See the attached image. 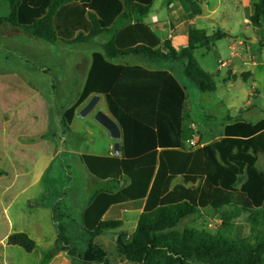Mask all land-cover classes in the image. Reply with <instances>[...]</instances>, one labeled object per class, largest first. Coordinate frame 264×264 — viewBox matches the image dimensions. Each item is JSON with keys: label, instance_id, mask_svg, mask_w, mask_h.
<instances>
[{"label": "crops", "instance_id": "obj_1", "mask_svg": "<svg viewBox=\"0 0 264 264\" xmlns=\"http://www.w3.org/2000/svg\"><path fill=\"white\" fill-rule=\"evenodd\" d=\"M197 1L201 10L199 16H194L185 0V4L183 2L179 8L176 7L177 4L170 2L167 21L163 22L154 14L151 22L145 24L150 26L161 41L169 40L171 45L175 31L180 26L187 25L182 31L185 33L181 46L183 48L187 43V30L190 26L193 27L192 23L200 20L210 21L220 12L221 5L226 0H218L211 8L207 6L208 0ZM256 1L228 0L232 3L230 13L233 9L240 11L234 23L244 24V30L251 25L250 17ZM6 14V6L0 5V15ZM172 22L175 27L171 26ZM125 25V19L115 20L110 27V34L106 35L107 40ZM232 27L228 24L226 29L232 31ZM166 28V36L161 37L159 32ZM193 28L204 30L196 26ZM18 35L31 38L8 25L0 28V38L13 39ZM93 42L95 39L90 43ZM242 43L238 41V44ZM99 48V51L91 53V62H88L84 73L85 81L93 54L102 52L100 46ZM174 62L179 64L183 72L181 61L150 63L138 57L113 61L121 66V72L111 89L103 94H92L75 107L73 114L67 118V126L65 113L78 102L85 81L72 104L62 106L55 104L48 90L45 94L43 90L34 88L30 81L10 79L9 91L0 99L5 112L0 111V115L4 114L3 125L7 126L5 132H9V142L0 140V176L12 183L4 191L16 186L17 192L8 198L3 197L5 201L2 203V214L5 215L9 206L21 194L32 193L30 186L37 182L32 175L34 166L40 164L48 168L59 156H66L69 161L67 166L74 167L76 181L84 184L83 207L80 212L83 233L85 234V230H92L100 221L120 223L116 230L106 231L95 238L94 243L102 248L111 238L115 242L118 233L131 234L141 213L160 206L188 202L199 210L195 216L213 215L207 202L209 181L204 147L224 141L225 127L236 120L252 124L264 120L254 121L239 116L227 120L215 139L208 138L205 136V126L194 122L187 103V89L181 76L174 72ZM221 66L225 64L222 63ZM94 95L98 96L94 110L85 117H80L79 111ZM246 105L250 106V103L247 102ZM97 111L102 112L117 126V140L112 139L109 132L94 119ZM184 125L194 133L191 140L196 143L195 146H192L190 141L183 145ZM115 143L118 144L116 149ZM223 148L225 149V145ZM241 154L242 148H232L228 150V154L226 151L221 155L218 153L216 158L219 162L221 158L239 159ZM247 154L253 155L250 151ZM253 156L256 157V162L252 167L245 166L241 170L234 188L238 192L246 189L253 191L263 204L264 191L250 183L253 173L259 174L264 170V155ZM6 165L9 168H5ZM68 181L71 179L68 178ZM3 194L4 192L1 196ZM28 202H31L29 198L24 204L27 211H30L32 207H29ZM252 203L257 207V201ZM44 209L51 213V210L43 205L38 207L36 212ZM21 210L26 211L23 207ZM214 218H217L215 222L218 228L220 216L216 215ZM206 220L209 222L210 218L206 216ZM207 226L212 225L208 223ZM9 235L6 234V237ZM102 236L106 237L103 245L97 243Z\"/></svg>", "mask_w": 264, "mask_h": 264}, {"label": "trees", "instance_id": "obj_2", "mask_svg": "<svg viewBox=\"0 0 264 264\" xmlns=\"http://www.w3.org/2000/svg\"><path fill=\"white\" fill-rule=\"evenodd\" d=\"M194 16L201 13L197 0H185ZM203 1V0H200ZM152 0H0L7 9L0 16V28L8 25L23 34L49 44L90 43L101 35L110 34L115 20L123 18L126 25L100 45L102 52L94 53L85 85L76 105L65 113L67 118L75 107L92 94L108 92L121 72L115 60L138 57L150 63L166 61L183 62L184 75L200 92H213L216 84L213 76L204 71L193 56L196 47L207 50L215 41L224 38L222 32L207 35L204 30L189 27L186 46L179 51L169 40L161 41L148 24L142 22ZM264 19V0L253 5L250 24L260 27ZM194 136L186 125L182 128V143ZM224 141L204 147L206 174L209 181L208 208L213 216L219 215L217 232L182 228L180 223L197 215L199 210L188 202L170 204L141 213L131 234L118 233L115 240L116 254L108 255L95 244V238L104 232L119 228L118 221H100L92 230H85V249L78 250L67 237L65 228L56 222V243L62 244L70 258L80 264H264V231L260 240L250 242V220L259 218L264 224V203L254 192L236 191L234 186L241 170L252 167L255 154L264 155V122L255 124L236 120L225 127ZM229 144L228 146H226ZM225 145V149L223 148ZM232 148H242L239 159H220V155ZM250 151L253 155H248ZM250 185L264 191V170L253 173ZM257 201V213L253 203ZM29 206L33 205L28 202ZM237 230L235 237L230 236ZM9 246H18L31 253L36 243L27 234L17 232L6 239Z\"/></svg>", "mask_w": 264, "mask_h": 264}, {"label": "rangeland", "instance_id": "obj_3", "mask_svg": "<svg viewBox=\"0 0 264 264\" xmlns=\"http://www.w3.org/2000/svg\"><path fill=\"white\" fill-rule=\"evenodd\" d=\"M217 1L208 0L207 6L211 8ZM170 2L177 4L176 7L179 8L184 0H153L148 14L142 21L151 22L154 14L163 22L167 21ZM231 6L232 3L228 0L225 3L223 1L220 12L210 21L200 20L195 24L192 23L193 27L204 29L207 35L217 32L227 35L226 38L215 41L210 50L196 47L193 52L200 67L213 76L215 91L200 92L183 74L179 64L177 62L172 64L174 72L180 75L185 83L187 103L191 108L194 122L205 126L207 130L205 136L210 139H215L220 134L222 125L227 120L239 116L254 121L264 120V19L260 27L250 25L244 30V24L234 23L240 11L233 9L230 13ZM228 24L233 26L232 31L226 29ZM171 26L175 27V23L172 22ZM186 28L187 25L180 26L173 34L172 45L176 50H179L184 42L185 33L182 31ZM166 32L167 28L161 30L159 35L165 37ZM106 40V35H101L93 43L49 44L19 35L13 39L0 38V99L9 91L8 81L17 79L30 81L34 88L43 90L45 94L48 90L55 104L71 105L85 81L84 73L88 62H91V53L99 51L100 44ZM238 41L243 43L238 44ZM222 63L225 66H221ZM247 102L250 106L246 105ZM3 106L0 101L1 113H5ZM2 115H0V140L9 142V132H5L7 126L3 125ZM68 163L66 156H59L48 168L40 164L34 166L32 175L37 182H33L30 186L32 193L21 194L9 206L5 215L2 214V203L5 201L3 197L15 195L17 188L16 186L9 188L5 190L6 193L4 189L12 183L0 176V264H80L68 256L62 249V244L56 243L54 217L58 218L59 224L65 228L67 237L78 250H84L86 245L80 221L84 184L76 181L74 167H68ZM5 168L9 166L6 165ZM68 178L71 181H68ZM27 198L36 205L31 206V213L24 204ZM41 205L51 210L52 218L50 211L45 209L36 212ZM22 207L26 211H22ZM257 209L254 207L252 213L256 214ZM206 216L210 218L209 222ZM215 219L217 218L210 214L189 217L180 223L177 230L186 227L215 233L218 230ZM203 222L205 224H202ZM208 223L212 226L208 227ZM250 224L252 229L250 242L260 240L264 231L262 220L253 218ZM17 232L26 233L35 241L36 247L31 253H26L18 246L6 244V234ZM236 235L237 230L232 229L230 236ZM105 238L102 236L97 243L103 245ZM111 239L109 243H105L103 249L113 257L116 248L115 242Z\"/></svg>", "mask_w": 264, "mask_h": 264}, {"label": "water", "instance_id": "obj_4", "mask_svg": "<svg viewBox=\"0 0 264 264\" xmlns=\"http://www.w3.org/2000/svg\"><path fill=\"white\" fill-rule=\"evenodd\" d=\"M97 102L98 96H92L91 99L86 103V105L79 111V116L85 117L86 115L91 113L94 110ZM94 119L109 132L112 139L117 140L119 138V131L117 126L102 112L97 111L94 115ZM114 147L116 149L118 147V144L115 143Z\"/></svg>", "mask_w": 264, "mask_h": 264}, {"label": "built area", "instance_id": "obj_5", "mask_svg": "<svg viewBox=\"0 0 264 264\" xmlns=\"http://www.w3.org/2000/svg\"><path fill=\"white\" fill-rule=\"evenodd\" d=\"M190 144H191L192 146H195V145H196V143H195L193 140H190Z\"/></svg>", "mask_w": 264, "mask_h": 264}]
</instances>
